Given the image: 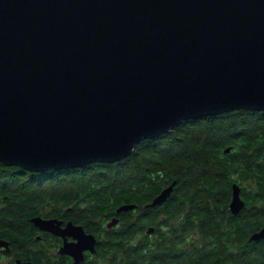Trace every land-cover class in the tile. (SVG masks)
Returning <instances> with one entry per match:
<instances>
[{
	"label": "water",
	"instance_id": "water-1",
	"mask_svg": "<svg viewBox=\"0 0 264 264\" xmlns=\"http://www.w3.org/2000/svg\"><path fill=\"white\" fill-rule=\"evenodd\" d=\"M241 109L264 112V0H0L2 167L112 164L185 121ZM240 193L232 184L231 215L245 207ZM31 223L61 236L73 264L95 253L81 226Z\"/></svg>",
	"mask_w": 264,
	"mask_h": 264
},
{
	"label": "trees",
	"instance_id": "trees-1",
	"mask_svg": "<svg viewBox=\"0 0 264 264\" xmlns=\"http://www.w3.org/2000/svg\"><path fill=\"white\" fill-rule=\"evenodd\" d=\"M173 182L164 204L145 208ZM234 183L245 205L237 215L228 210ZM122 205L136 208L106 229ZM34 217L92 233L95 253L81 264H264V240L248 242L264 230V112L185 121L112 164L42 173L0 166V238L18 257L50 264L28 251L39 244ZM148 229L159 232L157 243L144 239Z\"/></svg>",
	"mask_w": 264,
	"mask_h": 264
},
{
	"label": "flooded vegetation",
	"instance_id": "flooded-vegetation-1",
	"mask_svg": "<svg viewBox=\"0 0 264 264\" xmlns=\"http://www.w3.org/2000/svg\"><path fill=\"white\" fill-rule=\"evenodd\" d=\"M118 215H120V214H116L115 217H112V218H115V219L118 220L117 224L114 227H116V226L121 224V218ZM43 219L44 220H51V219H45V218H43ZM56 221L57 222H62V221H58V220H56ZM109 221L110 220H108L107 223ZM107 223H106V225H107ZM65 225H66V223L64 224V222H63V224L60 227L64 228ZM106 225H105V227H106ZM114 227H112V228H114ZM36 229L40 233V234H38L36 236V239H35L36 242H38L39 244L31 246L28 249V251L31 254V256L36 255L35 258H46V259H48L50 261V264H53V262H54V264H59L60 257H62V256L68 258L71 261V264H73L75 262L70 256L65 255V254L64 255L59 254V251L63 247V244H64L63 240L61 239V236H56V235L54 236V235H52L50 233L40 231L38 228H36ZM106 229H108V228H106ZM149 230L150 229H148L146 231V234L147 235H151V236H148V237H146L144 239H146V240L149 239L151 241L150 238H153V241H151V242L152 243H157L160 240L159 239V232L156 231L155 229L154 230L151 229L152 230L151 232H149ZM42 233H45V234L49 235V237L45 238V240L46 239H48V240L44 244H43V238L44 237L41 236ZM85 233L93 235L92 233H87L86 231H85ZM166 233H168V232H166ZM50 236L55 238L57 240V243L54 244L53 239ZM0 240H3L4 242L7 243V249H5L4 247L0 248V264H18L17 261H19V264H33V262H31L29 258L26 259V258L18 257V253H16V251L13 250V248L10 245L9 241H7V240H5L3 238H0ZM262 240H264V238ZM73 242H74V240L72 238H70V237L67 238V243H73ZM95 246H96V244H95ZM155 248H157V246H155ZM3 252H5V253H3ZM92 255H94V253L91 254V253L85 251L83 253V260L79 264H81L83 261H85V259H88Z\"/></svg>",
	"mask_w": 264,
	"mask_h": 264
}]
</instances>
